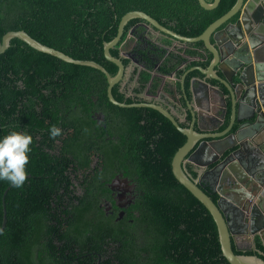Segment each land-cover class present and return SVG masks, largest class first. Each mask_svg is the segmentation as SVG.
Returning a JSON list of instances; mask_svg holds the SVG:
<instances>
[{
	"label": "trees",
	"instance_id": "trees-1",
	"mask_svg": "<svg viewBox=\"0 0 264 264\" xmlns=\"http://www.w3.org/2000/svg\"><path fill=\"white\" fill-rule=\"evenodd\" d=\"M236 1L221 0L217 7L206 9L199 0H0V38L7 31L23 29L76 59L95 60L115 75L118 66L105 57L104 42L116 36L128 11H145L163 25L193 37ZM144 23L131 19L111 49L112 55L121 57L120 47L136 27L134 52L143 68L134 72L138 87L133 94L128 95L121 83L113 87L115 98L122 102L145 101L141 93L156 95L160 75L176 73L180 78L193 66L207 67L213 57L203 41L174 46L172 37H157ZM122 60L126 67L131 61ZM194 77L205 76L197 69L186 74L189 97ZM208 80L229 94L219 81ZM107 88L101 70L64 61L19 38H13L0 54V134L24 128L33 136L24 185L17 188L0 180V227L7 210V223L0 233V264H85L81 257L89 252H96L95 259L115 258L118 264H230L211 213L172 171L173 156L186 142V135L154 108L112 103ZM164 89L170 91L168 82ZM96 112L104 119L98 121ZM230 116L228 101L220 131ZM52 125L62 129L61 135H49ZM236 128L235 124L232 130ZM186 170L198 178L193 166L187 165ZM118 172L133 177L148 197L144 205L138 202L135 218L140 235L154 237L148 244L153 247L152 256H142L145 243L131 238L127 227L115 223L100 207L101 196L109 191L107 181ZM162 177L178 191L167 190ZM200 184L215 202L219 199L213 185ZM172 231L180 236L177 245ZM254 240L255 248L246 253L264 258L261 238Z\"/></svg>",
	"mask_w": 264,
	"mask_h": 264
},
{
	"label": "water",
	"instance_id": "water-1",
	"mask_svg": "<svg viewBox=\"0 0 264 264\" xmlns=\"http://www.w3.org/2000/svg\"><path fill=\"white\" fill-rule=\"evenodd\" d=\"M199 2L204 8L213 9L219 5L221 0H213L212 2L199 0ZM237 13L240 15L237 21L228 22ZM134 18L144 20L145 25H151L159 34L168 35L183 45L198 41L204 42L205 48L213 54L212 60L207 67L193 66L188 69L183 75L182 89L188 107L194 108L193 100L189 97L185 88V77L188 72L197 69L205 76L192 79L191 89L193 94H196L197 91L194 85L195 82H201L219 91H221L220 87L210 83L208 79H215L223 84L232 98L231 119L225 129L217 132L198 130L197 111L192 108L190 109L191 123L183 126L182 121L176 116L172 108L164 103L151 100L126 103L115 98L113 87L121 83L126 76L127 67L122 57L127 55L121 52V57H115L112 55L111 49L120 42L126 24ZM224 24L225 26L222 27ZM130 33H133V29ZM13 38H19L31 47L64 61L92 66L101 70L107 77V94L112 103L120 107H151L163 113L187 137L186 142L173 156L172 171L177 180L211 213L217 225L224 257L230 264H264V258L260 255L246 253L252 251V248H241L235 242L236 236L244 233L243 230L237 229L248 228L249 233L253 237L259 236L264 245V147L258 145L259 148L248 141L236 139L237 131L243 128L246 123H241L235 132H231L237 120L240 93V101L249 103L254 109L251 117H254L256 113L264 115V0H237L226 13L210 23L200 35L193 37L182 35L163 25L145 11H128L119 22L116 36L112 40L104 42L105 57L118 66V72L115 75H112L101 63L92 59H76L63 51L42 43L23 29L7 31L0 38V54L10 46ZM127 57H130L132 61L136 59L134 54L131 53ZM175 92L176 88H174L173 93ZM224 96L226 97V94ZM227 110L228 103L224 98V118ZM228 133L232 135L234 142L223 149L219 150L212 143H208L210 138L222 137ZM208 145L217 154L205 165L209 166L216 162L214 168L224 172L225 177L231 184L229 191H232L234 195L229 196L227 194L228 190L222 189L216 202L201 186L198 179H193L188 174L184 166L185 160L189 159L197 165V170H201L204 163H198L197 157L206 152ZM6 192L7 190L4 194ZM227 209H229V215ZM6 223L7 210L4 208L0 233L4 230ZM261 254L264 255V250Z\"/></svg>",
	"mask_w": 264,
	"mask_h": 264
},
{
	"label": "crops",
	"instance_id": "crops-1",
	"mask_svg": "<svg viewBox=\"0 0 264 264\" xmlns=\"http://www.w3.org/2000/svg\"><path fill=\"white\" fill-rule=\"evenodd\" d=\"M186 45V44H185ZM185 45H177L180 47H185ZM174 46H176L174 44ZM187 63H185L183 66L185 67ZM165 76V75H160ZM167 79L161 83L160 88L161 90L157 92L156 95L160 94L158 101L161 103H164L165 105H168L172 108L173 112L176 114V116L182 121V123H191V113L190 109L192 107H188L184 91L182 89L183 84V76L180 78H177L176 73L175 75L171 74L170 76H166ZM171 79V80H168ZM168 82V87L170 91H166L164 89L165 83ZM180 83L181 91H178L177 89V83ZM192 85V82H191ZM197 91L196 94H193L192 89L190 98L193 100V106L194 111H197L198 115V126L197 129L200 131H210V132H217L220 131V127L225 123V118L223 117V101L224 98L231 102V112H232V98L230 94H226V97L224 96V93L221 91L211 87L206 86L205 84L201 82H195L194 83ZM174 88H176V92H174ZM162 93V94H161ZM241 97V93L239 94V98ZM238 98V114H237V120L235 124L237 125V128L235 130H232L231 132H235L239 127L241 123H246L243 128H240L237 131L236 139L242 140V141H248L250 144H253L256 147H259L258 145H261L264 147V115L255 114L254 117H251L254 109H252L251 105L249 103H246L244 101H240ZM180 100V102H179ZM183 101V102H182ZM188 116H190V120H187ZM231 119V116H230ZM230 122V121H229ZM234 124V125H235ZM242 129V130H241ZM209 144L212 143L214 147L217 149H223L225 146L230 145L234 142V139L231 134H225L222 137L218 138H210ZM260 148V147H259ZM206 152L204 154L198 155V163H204L201 167H203L200 172L201 176L204 179H207L210 181L214 187H221L223 190H228L227 194L229 196H234L232 191H229L231 184L229 183L228 179L225 177L224 172L218 171L216 168H214L213 164L209 165L210 167H206L205 163L212 160V158L217 154L213 148H211L209 145L206 148ZM261 151V150H260ZM197 164V163H196ZM197 168V165H196ZM208 168L209 171L204 170ZM204 174V177L203 175ZM236 243L241 248H247V246L251 245L253 246V236L251 233H249V237L243 235H237L236 236Z\"/></svg>",
	"mask_w": 264,
	"mask_h": 264
},
{
	"label": "flooded vegetation",
	"instance_id": "flooded-vegetation-1",
	"mask_svg": "<svg viewBox=\"0 0 264 264\" xmlns=\"http://www.w3.org/2000/svg\"><path fill=\"white\" fill-rule=\"evenodd\" d=\"M135 28H133L134 32L136 31ZM132 51H133V54L136 55L134 52V49ZM128 58H130V57H128ZM131 62H132V60L130 61V63ZM121 86L123 89V81L121 82ZM95 117L98 121L104 119L103 114L101 112H96ZM215 164H216V162L213 163V166ZM187 165H191L195 168V170H197L196 165L192 160L186 159L185 163H184L185 168L187 167ZM206 167H210V166H206ZM197 171L199 174L198 178H197L199 183L202 181L205 182V184L207 182L211 183L207 179L202 178V176L200 175L201 174L200 170H197ZM205 171H209V169L206 168L204 170V172ZM202 175L204 177V174H202ZM160 179L167 186L166 187L167 190H173L174 192L178 191V189L176 187L172 186L171 183H168L164 177H162ZM106 184H107L109 191L105 195L101 196L100 207L105 211V213L108 217H112L114 219L115 223H123V225L126 226L127 230L130 232L131 238L133 237V238L137 239V241H142L143 243H145V246H144L145 250L142 252V256H144V257L152 256L153 255V250H152L153 247H151V245L148 246V244L154 240V237L152 235H145V234L142 237V235H140V233H139L140 231H139L138 223H137V220L135 218V216L139 215V212L137 209L138 202H139V205L140 204L144 205L145 202L148 200L147 195L144 193L145 191H140L139 187H138V183L134 180V178L125 175L123 172L116 173L109 181H107ZM214 189L219 194H220V191L222 190L221 187H219V188L214 187ZM227 213L229 215V209H227ZM237 230H243L244 236L249 237V229L248 228H246V229L240 228ZM172 232H173V234L171 236V239L173 240L174 245H177L180 241V236H179V234L174 233V231H172ZM190 234L195 236V233H190ZM254 239H255V237H253V242H255ZM235 242H236V239H235ZM117 245H118V243H117ZM255 246L256 245L253 243V246L249 245V246H247V248L254 249ZM118 247H120V243H119ZM142 256H140V257H142ZM95 258H97L96 252H89L88 255L81 257V259L83 261H85V264H89L93 260H96L97 264H110V263L111 264H118L119 263V260H117L115 258H112L109 261L108 256H100L98 259H95ZM143 259L144 258H141V260H143ZM80 262H81V260H79V263ZM115 262H117V263H115ZM134 264H146V263H144L143 261H138V262H135Z\"/></svg>",
	"mask_w": 264,
	"mask_h": 264
},
{
	"label": "clouds",
	"instance_id": "clouds-1",
	"mask_svg": "<svg viewBox=\"0 0 264 264\" xmlns=\"http://www.w3.org/2000/svg\"><path fill=\"white\" fill-rule=\"evenodd\" d=\"M56 125L49 128L53 138L61 135ZM33 136L24 128H12L0 134V180H6L14 187H22L28 178L27 165L32 152Z\"/></svg>",
	"mask_w": 264,
	"mask_h": 264
},
{
	"label": "rangeland",
	"instance_id": "rangeland-1",
	"mask_svg": "<svg viewBox=\"0 0 264 264\" xmlns=\"http://www.w3.org/2000/svg\"><path fill=\"white\" fill-rule=\"evenodd\" d=\"M144 25V24H143ZM148 30L152 33L155 34L157 37H161L160 35L153 27L147 26ZM137 42V37L133 33L128 34V38L124 41V43L121 45V52L124 55L129 56V53L133 54V49L136 45ZM176 45H182L181 42H174ZM136 59L132 61L128 66H127V72L126 76L123 80V90L127 92L128 95L133 94V90L138 87V81H137V75H134V72L136 69L141 70L143 68V65L141 64L139 58L134 55ZM153 74H155V71H152ZM162 79V82L164 79L166 80V76H160ZM171 80V79H168ZM161 90V88H159ZM159 90V91H160ZM162 94V93H161ZM160 94L157 96L148 94V92L145 90L144 92L141 93L140 97L146 100H151V101H158Z\"/></svg>",
	"mask_w": 264,
	"mask_h": 264
}]
</instances>
